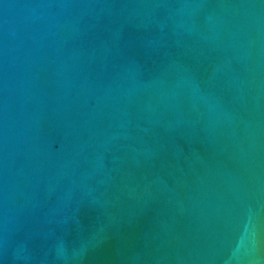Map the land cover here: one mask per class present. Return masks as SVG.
<instances>
[{
	"label": "water",
	"instance_id": "water-1",
	"mask_svg": "<svg viewBox=\"0 0 264 264\" xmlns=\"http://www.w3.org/2000/svg\"><path fill=\"white\" fill-rule=\"evenodd\" d=\"M0 264H264V0H0Z\"/></svg>",
	"mask_w": 264,
	"mask_h": 264
}]
</instances>
